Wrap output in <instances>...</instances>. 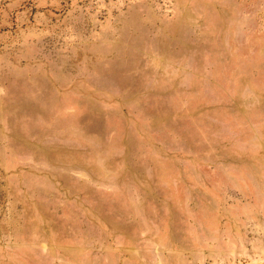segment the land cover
I'll list each match as a JSON object with an SVG mask.
<instances>
[{
    "label": "rangeland",
    "instance_id": "obj_1",
    "mask_svg": "<svg viewBox=\"0 0 264 264\" xmlns=\"http://www.w3.org/2000/svg\"><path fill=\"white\" fill-rule=\"evenodd\" d=\"M0 264H264V0H0Z\"/></svg>",
    "mask_w": 264,
    "mask_h": 264
}]
</instances>
